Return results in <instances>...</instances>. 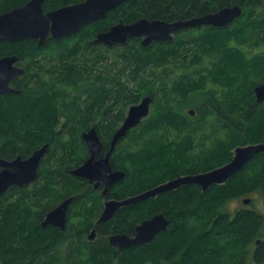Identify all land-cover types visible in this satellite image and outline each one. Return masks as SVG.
<instances>
[{
    "label": "trees",
    "instance_id": "1",
    "mask_svg": "<svg viewBox=\"0 0 264 264\" xmlns=\"http://www.w3.org/2000/svg\"><path fill=\"white\" fill-rule=\"evenodd\" d=\"M26 1L0 0V12ZM81 1L44 0L43 10ZM235 4L254 13L248 19L253 22L249 24L253 37L263 38L264 0H129L83 27L72 43L65 38L42 45L31 38L0 42V57L17 54V64L24 70L11 81L20 92L0 95V158L27 157L46 144L35 179L0 194V264H264V210L252 205L256 198L264 205V153L207 190L185 184L120 207L110 220L95 221L92 241L86 239L87 225L80 218L63 230L41 224L46 212L69 196L80 216L91 220L97 215L101 194L70 170L88 154L81 133L91 124L108 144L128 105L139 100L134 85H142L146 92L158 85L161 98L154 116L132 130L139 138L130 141L142 139L141 146L117 143L111 152V166L123 170L125 177L117 193L107 192L108 198H125L179 175L210 170L229 161L236 146L264 141V102L245 106L252 97V83L242 93L239 89L229 104L219 99L215 88L205 89L203 82L194 85L190 80L180 92L173 85L165 95L156 84L167 75L161 56L174 55L179 62L175 66L182 71L184 58L178 47L164 54L154 47L158 44L137 45L136 38L111 48L93 43L98 32L119 21L183 20ZM212 29L213 37L224 33V28ZM48 48L49 55L44 52ZM237 54H227L219 63L231 67L232 76L243 74L244 67L253 68ZM198 58L193 55L188 66L197 64ZM237 102L240 108L231 105ZM190 106L194 115L185 111ZM221 127L224 136H215ZM13 189L17 193L9 200L5 195ZM243 197L250 202L228 206ZM160 212L168 220L167 228L151 241L125 249L109 244L110 234L131 236L138 223Z\"/></svg>",
    "mask_w": 264,
    "mask_h": 264
},
{
    "label": "water",
    "instance_id": "2",
    "mask_svg": "<svg viewBox=\"0 0 264 264\" xmlns=\"http://www.w3.org/2000/svg\"><path fill=\"white\" fill-rule=\"evenodd\" d=\"M125 1L129 0H83L44 11V0H27L19 6L0 12V42L13 43L31 38L36 40L38 45H42L48 39H61L77 33L83 26L93 21L104 18L110 10ZM241 12L242 8L235 4L183 20L139 18L127 24L119 21L110 25L107 30L98 32L94 40L113 46L140 37L141 45L147 46L153 41L170 40L173 33L184 28L200 25L224 26L232 22ZM18 59L17 54L0 57V95L20 92L19 89L10 85L13 78L24 72L23 68L17 64ZM254 93L258 102H264V81L255 86ZM151 102L152 96L145 95L138 102L129 105L120 125L114 130L109 141V148L104 155L101 154L102 143L96 127L91 126L83 131L81 138L88 148L89 155L82 163L70 170L71 174L88 180L95 188L102 185V194L106 197L111 186L125 177L123 170L112 169L110 154L118 141L149 113ZM188 113L193 115L194 109H189ZM45 152L46 144L34 149L27 157L18 155L12 159L0 158V194L6 192L12 185L23 186L32 182ZM258 153H264V141L236 146L229 161L210 170L179 175L125 198L106 197L96 222L110 220L120 207L153 198L159 193L181 185L193 183L199 185L202 190H207L213 184H222ZM72 200L73 196H69L48 210L41 224L54 225L63 230ZM242 202L248 204L250 198H244ZM167 224L166 216L161 212L156 213L138 223L132 236L114 233L108 236V242L118 249L138 246L151 241L156 234L165 231ZM95 236L96 230L92 226L86 236L87 240L92 241ZM256 242L258 243L259 240Z\"/></svg>",
    "mask_w": 264,
    "mask_h": 264
},
{
    "label": "rangeland",
    "instance_id": "3",
    "mask_svg": "<svg viewBox=\"0 0 264 264\" xmlns=\"http://www.w3.org/2000/svg\"><path fill=\"white\" fill-rule=\"evenodd\" d=\"M260 10L262 9L260 8ZM242 12L243 13L235 21L230 23L227 27H224V33H222V36L213 37L215 35L214 33L215 31L209 26L197 27V28H184V29H181L173 33V36L170 40L158 41L159 43L157 41H153L150 43V45L158 44L159 46H154V47L159 48L160 50L159 49L158 50L160 52H163L164 54L166 53L168 54L171 49H175L178 47L179 48L178 51L181 53V55L184 58L183 65H182L184 69L180 71L175 66V64L179 62L175 60L174 55H173V58L167 55H163V56L160 55L162 57V60L163 61L165 60V64L162 66V72L164 75L166 74L167 75L163 77V80L157 79L158 81H156L157 82L156 84H161V89H164L165 95H167V91L173 85L180 92L183 89L186 81L190 80V82L192 81L194 85H200L203 82L205 89H207L208 87L215 88L219 99L221 101H223L224 99L229 104L230 100L233 99L232 96L235 95L236 92L239 91V89H240V92L242 93V89L243 90L247 89V86H251V83L253 87V85L258 80H260L261 76L264 74V37L263 38L253 37L252 27L249 25L250 23H253V22L249 23L248 19L249 17H252L254 13L251 14L250 9H243ZM88 26L89 25H85L84 26L85 29ZM77 33L66 36L64 38L67 40L68 43H72L78 38ZM213 38L215 39L218 38V39H216L212 43L211 40ZM140 41H141L140 37L134 40V42H136L137 45H141ZM93 43L99 44V42L97 43L93 42ZM124 43H122V45H124ZM129 43H132V42H129ZM99 45L107 46L101 42ZM117 45H120V44H115L113 46H107V47L111 48ZM154 47H152L151 49H153ZM49 50L51 49L48 48L44 50V52L45 53L47 52V55H49ZM236 51L237 53H240L241 55H243L242 58H243L245 66L246 64H249V66L252 64L253 68L246 70L244 69L245 68L244 67L243 74L238 75V76L237 75L232 76V74H230L231 67L227 68L226 66L219 65V63L222 62L223 56L227 54H231V55L237 54ZM193 55H197V57L199 56L198 62L197 64L188 66L189 61L191 60ZM111 60L112 58L109 55L107 63L109 64ZM22 64H26V62L25 63L23 62ZM99 72L102 75L106 74V71L103 72V66L99 68ZM125 80L126 78H123V81ZM133 89H135L134 90L135 93L139 94L140 96L139 100L145 95H151L152 102L150 104L149 113L145 117H143V119L138 125L131 128L127 132V134L118 141V145L121 147L130 146L135 149H138L141 146L142 139L137 142L130 141L131 137L139 138L137 134L135 133L132 134V130H136L138 127H141L145 123L146 120L151 119L154 116V114L158 111L159 99L161 98V95H158L159 93L158 85H156L154 90L147 91V92L145 88H143L142 85H136V86L134 85ZM251 94H252L251 100H249V102H246L245 106H248L250 104L258 105L257 103L254 102L256 100H255V95L253 93V90ZM231 105L235 106L236 108H240L242 106L238 102L236 104L231 103ZM127 109L128 107L126 108L124 115L121 118V120L118 122L117 126L120 125L122 119L124 118L127 112ZM189 109H194V107L190 106ZM189 109L186 108L185 111ZM202 112H205V111H202ZM194 114H195V110H194ZM200 117L201 116L199 115L198 119H200ZM184 120L186 122L190 121L186 118ZM58 121H59V124H62L64 122V118L61 113V110L58 111ZM260 122L261 121H259L258 123ZM90 126H95V125L91 124ZM220 126L221 125H218V128ZM224 132H225V129L221 127L215 136L222 137L224 136ZM167 133L170 136L172 135L171 134L172 132H167ZM101 139L103 140V138ZM119 188L120 186L114 185L111 191L117 193ZM16 190L17 189L10 190V192H8L5 195V197H7L9 200L13 199L17 193ZM98 193L101 194L100 192ZM243 198H246V197H243ZM243 198L237 199L235 201H230L228 206L230 208H233L235 206L242 205ZM99 199H100L101 207L99 208V212L97 213V215L94 216L91 220H87L85 216H80L78 214V212L76 211L77 204L75 205V202L71 203L68 207L67 223L68 222L70 223L72 221H76L79 223V218H80V221L82 222V224L87 225V228L84 231L85 237L87 236L88 231L94 225L97 217L99 216L101 212L104 197L101 195V198L99 197ZM252 205L256 208L264 210V205L262 204L259 198L254 199ZM248 264H252V263L248 262Z\"/></svg>",
    "mask_w": 264,
    "mask_h": 264
},
{
    "label": "flooded vegetation",
    "instance_id": "4",
    "mask_svg": "<svg viewBox=\"0 0 264 264\" xmlns=\"http://www.w3.org/2000/svg\"><path fill=\"white\" fill-rule=\"evenodd\" d=\"M225 7H226V6H225ZM221 8H222V7H221ZM219 9H220V8H219ZM217 10H218V9H217ZM215 11H216V10H215ZM241 14H242V12H241ZM241 14H240V15H241ZM240 15H239V16H240ZM239 16H238V17H239ZM238 17H236L233 21H235ZM233 21H232V22H233ZM93 22H95V21H93ZM93 22H91V23H93ZM232 22H230V23H232ZM91 23H89V24H87V25H90ZM230 23H228V24H226V25H224V26L200 25V26H195V27H190V28H197V27H206V26H209V27H212V28H218V29H220V28L227 27ZM83 27H84V26H83ZM83 27H82V28H83ZM82 28H81V29H82ZM81 29H80V30H81ZM80 30H79V31H80ZM63 38H64V37H63ZM157 42H158V41H157ZM13 79H14V78H13ZM13 79H12V80H13ZM12 80H11V81H12ZM263 81H264V74L261 76L260 80H258V81L253 85V87H252L253 93H254V88H255V86L258 85L259 83L263 82ZM10 85H11V82H10ZM11 86H12V85H11ZM12 87H13V86H12ZM254 95H255V93H254ZM255 100H256V99H255ZM256 102H258V101L256 100ZM258 103H262V102H258ZM99 137H100V135H99ZM100 140H101V143H102V145H101V154L104 155V154L106 153V151L108 150V148H109V142H108L107 145H104V144H103V140L101 139V137H100ZM109 141H110V140H109ZM85 146H86V144H85ZM86 148H87V146H86ZM87 152H88V148H87ZM88 155H89V152H88L86 158L88 157ZM86 158H85V159H86ZM85 159H84V160H85ZM84 160H83V161H84ZM40 163H41V162H40ZM81 163H82V162H81ZM111 167H112V166H111ZM112 169H113V170H116V169H114L113 167H112ZM176 177H177V176H176ZM84 180H86V179H84ZM168 180H169V179H168ZM120 181H121V180H120ZM120 181H118V182L115 183L114 185H116V184L119 185L118 183H119ZM166 181H167V180H166ZM164 182H165V181H164ZM86 184H87V185H90L92 188H94V189H96V190H99V192L101 193V195L104 197V200H105V198H106L107 196L105 197V196L102 194V185H101V186H98V187L95 188V187H93V184H92V183H89V182H88V180H86ZM114 185L111 186V188L109 189V191L112 190V187H113ZM12 186H14V185H12ZM172 190H173V189H172ZM141 192H142V191H141ZM138 193H139V192H138ZM136 194H137V193H136ZM159 194H160V193H159ZM107 195H108V193H107ZM133 195H134V194H133ZM156 196H157V195H156ZM104 200H103V202H104ZM56 205H57V204H56ZM95 230H96V229H95ZM131 236H132V235H131Z\"/></svg>",
    "mask_w": 264,
    "mask_h": 264
}]
</instances>
